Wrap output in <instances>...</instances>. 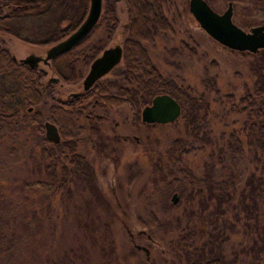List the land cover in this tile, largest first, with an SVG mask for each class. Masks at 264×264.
Masks as SVG:
<instances>
[{
  "label": "rangeland",
  "instance_id": "374dc122",
  "mask_svg": "<svg viewBox=\"0 0 264 264\" xmlns=\"http://www.w3.org/2000/svg\"><path fill=\"white\" fill-rule=\"evenodd\" d=\"M227 1L207 0L218 12L225 9ZM231 3L233 20L237 23L264 19V3L252 0H231ZM164 5L163 13L171 21L172 31L163 32L143 44L163 76L189 87L193 95H202L207 100L206 130L210 141L193 138L179 117L165 124L133 121L140 107L131 106L130 102L114 108L86 107L84 112L107 115V119L94 124L80 115V109L69 110L68 118H73L74 122L71 121L72 135H67V139L76 142L77 153L84 155L91 166L95 184L108 204L106 214L101 206L92 202L82 182L66 176L68 189L59 190L36 161L38 149L49 146L36 124L51 118L60 91L57 84H49L45 94L44 86L40 85L39 100L19 109L16 121L11 122L12 128L0 123V264H183L170 240L180 228L188 225L194 229L196 243H201L212 230L201 216L208 217L215 204L208 201L204 209L200 208L198 201L205 189L193 194L195 187L191 188L177 169L188 168L199 176L204 162L212 161L217 173L220 163L215 151L224 140L221 134L226 136L235 130L242 140L238 163L241 182L237 189L249 172L261 173L264 177V172L259 170V158L264 156V150L247 144L243 133V121L247 116L254 118L250 112L254 105L239 99L247 89L252 91L255 76L249 69L250 63L264 54V47L256 52L228 48L210 38L199 26L188 11L187 0H167ZM72 9L77 13L67 18L71 14L68 10ZM113 9L117 19L115 27L109 35L100 31L93 39L95 47L99 48L91 52L92 56L101 47L118 43L127 35L125 2L116 0ZM81 11L80 0H68L65 5L62 0L49 15L29 17L20 22L23 40L0 34V44L17 57L24 55L28 42L40 51L48 44L45 41L50 36L47 27L56 24L66 27ZM35 30L37 33L31 32ZM89 55L88 52L74 62L75 79L65 84L64 92L78 88L87 70ZM122 65L121 59L115 70L107 72L99 82L118 77L116 69ZM40 66L44 74L50 73L46 66ZM60 71L65 75L71 73L62 67ZM44 79L43 75L40 81ZM261 109L264 111V104ZM64 127L65 131L68 125ZM108 134L114 135L109 141L110 148L102 150L92 146L98 137L103 136L106 141ZM133 136H137V140ZM177 138L180 143L182 140L181 146L174 142ZM60 151L68 149L61 147ZM65 159L60 158V164L70 167L73 162L67 164ZM173 178L179 180L172 190L177 193L174 203L170 201L172 191L168 194L164 190L165 184ZM190 191L192 196L188 195ZM236 197L237 194L232 202ZM221 206L223 216L233 221L232 204L222 202ZM262 211L263 204L259 203V224L263 221ZM151 212L162 222H174L178 218L179 225L169 229L149 225L146 221ZM235 224L237 230L227 232L223 252L227 257L236 254L237 258L249 260L251 251L245 253L241 247L250 244L253 238L258 243L262 239L255 233L251 237L245 226ZM135 243L148 248V261L143 251L133 247ZM259 262L264 264V254Z\"/></svg>",
  "mask_w": 264,
  "mask_h": 264
},
{
  "label": "trees",
  "instance_id": "16d2710c",
  "mask_svg": "<svg viewBox=\"0 0 264 264\" xmlns=\"http://www.w3.org/2000/svg\"><path fill=\"white\" fill-rule=\"evenodd\" d=\"M61 1L0 0V34L21 37L19 31L21 21L29 17H45L49 15V12L58 8ZM66 1L68 0H63L64 5ZM80 1L82 2V11L78 19L69 20L64 28H60L57 24L46 28V32L50 34L45 39L47 43L60 38L78 24L88 5V0ZM115 1L102 0L101 13L97 22L86 37L73 47V52L69 55L70 58L75 55H85L83 49L89 51V57H91V52L93 54V50L96 48L93 39L97 37L98 33L104 31L106 35H109L113 31L117 21L113 9V2ZM123 1L127 11V35L122 39L123 65L121 68L116 69L118 77L97 82L91 90L90 96H96L97 101L102 104L107 101L111 105H117L121 101H126L130 102L131 106L134 105L139 108L141 105L149 103L151 97L156 93L166 92L179 102L181 110L178 117L182 120L188 133L199 141H210L206 130L207 100L202 95H193L189 87L178 85L172 79L163 76L152 63L143 44V41L153 40L163 32L172 31L171 21L163 13L164 4L167 0ZM252 1L264 3V0ZM69 12L71 14L67 18L77 13L76 9L68 10ZM114 68L115 66L111 70H115ZM249 69L255 76L252 91L248 92L247 89L245 95L239 99L240 102H245L247 105H254L250 108L254 118L247 116L243 121V133L247 144H254L264 150V111L261 109L264 104V54L254 58ZM67 70L71 73L65 80L74 79V69L71 62ZM43 75V70L39 71L25 64L16 63L5 47L0 44L1 124L6 123L8 127L12 126L11 122L16 121L18 111L24 104L37 102L40 96L38 81ZM84 97H88V95L85 94ZM138 118L136 112L133 121H137ZM91 130L94 131L95 128L93 127ZM61 137L62 139L58 142H50L43 136L42 139L49 143V146L41 148L36 161L40 162L41 167L45 169L59 190L66 191L68 189L66 187V176L67 178L72 176L73 179L76 178L77 181L82 182L91 195L92 202L101 206L107 214L108 204L95 184L94 172L91 166L84 155L71 152L74 149V144L72 139H67L66 132H62ZM221 137L224 139L222 145L218 146L215 151L220 163V169L217 173L212 161L204 162L202 174L199 176L194 175L188 168L177 169L191 188L201 187L205 189V193L198 201L200 208L204 209L208 201L214 202L215 207L210 211L212 213L208 217L201 216L202 220L210 224L212 230L208 232L201 243L197 244L194 229L187 225L180 228V232L170 240V244L180 254L183 264H262L259 260L264 254V235L261 237L264 234V177L261 173L249 172L244 177L242 186L238 190L237 187L241 182V170L238 163L239 153L242 151V140L235 130H231L226 136L222 133ZM98 138V141L95 144L92 143V146L104 150L107 147L105 138L103 136ZM175 140V143H180L179 138ZM181 144L182 140L179 145L181 146ZM61 147H65L70 152V161L73 162L70 167H66L59 162L58 154L61 152ZM180 151L185 150L180 149ZM259 160L261 161L259 170L264 172V156ZM178 182L177 178L168 181L165 184V192L169 194L170 191L176 188ZM192 193L190 191L188 195L192 196ZM196 193L198 192L194 190L193 194ZM236 194V201L232 202ZM222 202L232 204L234 208L233 221L223 216ZM259 203L263 204V221L261 224L258 222L257 212ZM178 221L179 219L176 218L174 222H162L151 212L148 214L146 222L161 229H169L178 226ZM235 223L245 226L251 237H254L255 233L262 239L258 243L253 238L250 244L241 247V250L245 253L251 251L249 260L244 257L237 258L236 254L227 257L223 252L222 244L227 240V232L237 230ZM145 260H147L146 257Z\"/></svg>",
  "mask_w": 264,
  "mask_h": 264
},
{
  "label": "water",
  "instance_id": "95a60500",
  "mask_svg": "<svg viewBox=\"0 0 264 264\" xmlns=\"http://www.w3.org/2000/svg\"><path fill=\"white\" fill-rule=\"evenodd\" d=\"M188 11L197 21L207 35L218 43L236 50H248L256 52L264 47V23L252 26L248 31L243 30L231 19L232 3L227 1L225 9L216 11L206 0H187ZM102 8V0H88L84 18L66 37L48 46L45 50L44 60L52 58L81 40L97 22ZM122 48L120 44L105 47L91 61L89 69L81 80V88L88 89L100 76L108 72L121 59ZM37 58V57H36ZM24 60H27L24 59ZM32 65V64H30ZM55 80L57 77H54ZM179 102L166 92L156 93L150 102L143 105L140 111V119L146 123H167L175 120L180 114ZM45 134L52 142H58L59 134L56 126L44 122ZM177 199L176 192L170 197L171 202ZM136 249H143L148 258V248L135 243Z\"/></svg>",
  "mask_w": 264,
  "mask_h": 264
},
{
  "label": "flooded vegetation",
  "instance_id": "af4514ba",
  "mask_svg": "<svg viewBox=\"0 0 264 264\" xmlns=\"http://www.w3.org/2000/svg\"><path fill=\"white\" fill-rule=\"evenodd\" d=\"M87 10V9H86ZM86 13V11H85ZM85 15V14H84ZM84 18V16L81 18V20ZM78 19V18H76ZM231 19L232 21L237 24L238 26H240L243 30L245 31H248L252 26H255V25H259V24H263L264 23V19L263 20H260V19H247L246 21H243L242 22H235L233 20V11L231 13ZM81 20L78 22V24L81 22ZM245 23V24H244ZM77 24V25H78ZM76 25V26H77ZM75 27H73L68 33L62 35L60 38L56 39L55 41L51 42V43H48L45 47H43V49L41 48V50H37L35 47H33V45L31 43H27L28 47L24 50V55L22 57H17L13 52H9L10 56L12 57V59L16 62V63H22V64H25L26 66L30 67V68H35L36 70H43L42 67L40 66L41 65H44L46 66V69H48V71H50V73L48 74H44L45 76V79L44 80H39L38 83L41 85V86H44V89H45V94H46V86H48L49 84H57L58 86H60V91H59V95L57 96V104L56 106H54V108H52V110L54 111L52 113V116L50 119L48 118H45L42 120V122H38L36 125H37V128L38 130H40L43 134V136L45 137V139H47L48 141L52 142L51 140H49V138L47 137V135L45 134V126H44V122L45 121H49L51 123H53L55 126H56V130L59 134V140L62 139V132H66L67 135H72L70 134V130H71V127H70V124H71V121L74 122L73 118L72 120L70 118H68L69 116V110H77V109H80V115L84 116L86 120H92L93 124L96 123V122H99L105 119H107V115L104 114V113H99V112H91V111H86L84 112V109L86 107H98V108H106V107H109V106H113L114 107H117L123 103H126V101H121L119 104L117 105H111L109 103H107V101H105L103 104L100 102V101H97V98L96 96H93L91 97V90L93 89V87L97 84V82H99L100 78H102L105 74H103L102 76H100L99 78H97L92 84L91 86L86 89V90H83L81 88V80L82 78L85 76V74L87 73L88 69H89V66H90V63L91 61L102 51V49H104L105 47L109 46V45H113V44H120L121 45V48H122V40L118 43H109L103 47H101L97 53H95L93 56L91 55V57L89 58L88 62H87V70L86 72L82 75V77L80 78L79 80V85H78V88L77 89H74V90H71V91H68V92H64V86L66 83L68 82H71L72 80L75 79H72V80H65L67 76L69 75H65L64 73H62L60 71L61 67L64 68V70L67 71V73L69 74V71L67 70L69 65H70V62H71V65H73L74 67V62L80 57V58H84L86 56V54L89 52L87 50L84 51L83 49V52L86 53L85 55L84 54H80V55H75L73 58H70L69 55L73 49V47L75 45H77L81 40H83L86 35V34L81 40H79L76 44H74L73 46L67 48L66 50L60 52V53H57L56 55H54L52 58H49L47 60H44V56H45V50L48 46L52 45L53 43L63 39L64 37H66L72 30H74ZM124 29H126V23H124ZM60 28H64L63 26H60ZM32 33H37L36 30L35 31H31ZM41 33V32H40ZM15 38H19V40H23L22 37H15ZM7 50V49H6ZM37 57V58H36ZM27 60H24L26 59ZM121 59H122V53H121ZM120 59V61H121ZM83 61V60H82ZM119 61V62H120ZM118 62V63H119ZM32 64V65H30ZM117 65V64H116ZM115 65V66H116ZM114 67V66H113ZM112 67V68H113ZM111 68V69H112ZM74 69V68H73ZM110 69V70H111ZM109 70V71H110ZM108 71V72H109ZM53 72H57V74H53ZM59 73V74H58ZM54 77H57V79L55 80ZM10 82V81H9ZM12 84H16L15 82H10ZM38 93L40 94V89H38ZM89 93V94H88ZM88 95V97H84V95ZM40 97V96H39ZM39 100V99H38ZM37 100V101H38ZM150 102V101H149ZM147 104V103H146ZM145 105V104H144ZM143 107V105L140 106V110H139V118L138 120L141 122V124L143 123H146V122H143L141 121L140 119V111H141V108ZM55 115L57 117H55ZM79 114L76 115V119L79 118L80 116ZM54 117V118H53ZM55 119V120H54ZM174 121V120H173ZM30 123V122H29ZM167 123H170V122H167ZM66 124L68 125L67 129L64 131V126H66ZM93 124L91 125L93 128ZM148 124H165V123H148ZM77 126V125H76ZM81 127V126H80ZM74 131V130H73ZM73 133V132H72ZM108 138L106 139L107 142V147L106 148H110V138L114 135H111V134H108L107 135ZM123 138L126 139L127 138V135H123ZM134 139L137 140V136H133ZM73 140V139H72ZM74 144V149L73 151L71 152H77L76 151V142H73ZM105 148V149H106ZM39 151H40V148L38 149L37 151V155H39ZM64 157L66 158L65 162L68 164L70 163V153L69 151H61L60 152V158L63 160ZM37 158V157H36ZM201 191L202 188L201 187H198V188H195V191ZM173 192H176V191H172L171 194ZM171 194H170V197H171ZM177 194V193H176ZM176 202V201H175ZM174 203V202H172ZM130 236L132 237V234H130ZM149 237V236H147ZM141 251H143V253L145 254V251L143 249H139ZM149 253V250L147 251Z\"/></svg>",
  "mask_w": 264,
  "mask_h": 264
}]
</instances>
